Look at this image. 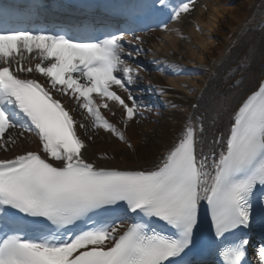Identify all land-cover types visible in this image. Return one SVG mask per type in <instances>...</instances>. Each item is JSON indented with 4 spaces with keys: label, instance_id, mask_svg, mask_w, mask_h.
I'll use <instances>...</instances> for the list:
<instances>
[{
    "label": "snow or ice",
    "instance_id": "obj_1",
    "mask_svg": "<svg viewBox=\"0 0 264 264\" xmlns=\"http://www.w3.org/2000/svg\"><path fill=\"white\" fill-rule=\"evenodd\" d=\"M33 2L0 6V151L13 153L0 158V264H200L194 256L202 210L210 217L218 264H248L249 248L264 264V207L254 210L258 193L264 205V74L230 111L228 96L213 93L216 116L227 114L225 127L215 119L206 126L201 90L155 160L101 165L87 158L79 130L89 139L90 130H103L135 153L125 129L148 110L133 88L143 71L133 57L144 49L130 51L124 42L130 33L129 45L144 41L135 28L108 22L57 31L17 27L31 20ZM198 7L207 11L198 0H156L155 11L169 19L141 30L167 36L169 23L196 19ZM247 26L246 20L240 30ZM195 30L203 34L198 23ZM192 51L199 49L192 45ZM153 63L164 75L193 78L183 64ZM243 83L234 79L231 89ZM117 109L121 120L114 122L106 113L114 117ZM26 141L35 149L23 147Z\"/></svg>",
    "mask_w": 264,
    "mask_h": 264
},
{
    "label": "bare ground",
    "instance_id": "obj_2",
    "mask_svg": "<svg viewBox=\"0 0 264 264\" xmlns=\"http://www.w3.org/2000/svg\"><path fill=\"white\" fill-rule=\"evenodd\" d=\"M200 4H206L207 11L198 7L196 19L185 20L179 27L170 29L172 31L167 36L159 32L145 35L143 38L145 50L142 57L147 63H150L153 55L161 60L174 61L183 64L187 73L194 74L193 78L175 79L171 72L168 75L157 71L154 73V68L147 64L150 72L140 76H146L158 83V93L144 102L148 105V110L138 111L136 121L130 122L129 127L125 129L135 153L103 130H90L88 135L92 138L89 139L84 135V130L80 129L79 134L85 140L86 156L89 160H96L101 165L119 167H129L133 162L143 165L145 160H155L171 143L175 131L180 126L178 121L192 111L190 105L197 100L201 90L203 99L200 100V111L208 109L206 126L211 125L215 119L217 127L223 128L227 124V114L216 116L215 106L210 102L213 93L221 92L228 96L230 111L264 74V9L260 7L264 0H198V5ZM246 20L248 26L245 31H241L240 27ZM210 21L216 23L217 27L213 28ZM197 23L203 34L195 30ZM156 37H163V43L158 42ZM192 45L199 51H192ZM173 52L175 55H172ZM202 65L210 67L212 71H205ZM239 65L247 71L237 72ZM238 78H243L244 83L239 91H234L231 85L233 80ZM183 85L186 87H182ZM162 87L165 94H161ZM189 90L193 91L192 96L187 95ZM171 104L182 106L187 111L181 114L179 109L172 108ZM74 115L78 121L82 119L80 112ZM106 115L114 122L121 120L119 109L114 117L108 113ZM23 147L34 150L36 144L26 141ZM12 154L0 151V158ZM104 155L115 159H101Z\"/></svg>",
    "mask_w": 264,
    "mask_h": 264
}]
</instances>
